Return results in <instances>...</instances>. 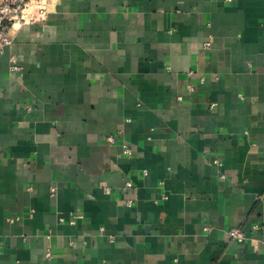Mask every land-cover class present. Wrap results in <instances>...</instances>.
<instances>
[{
  "label": "crops",
  "instance_id": "0c3cea01",
  "mask_svg": "<svg viewBox=\"0 0 264 264\" xmlns=\"http://www.w3.org/2000/svg\"><path fill=\"white\" fill-rule=\"evenodd\" d=\"M47 1L0 52V264H264V0Z\"/></svg>",
  "mask_w": 264,
  "mask_h": 264
},
{
  "label": "built area",
  "instance_id": "2783aa9c",
  "mask_svg": "<svg viewBox=\"0 0 264 264\" xmlns=\"http://www.w3.org/2000/svg\"><path fill=\"white\" fill-rule=\"evenodd\" d=\"M48 1L47 0H0V52L5 47L9 46L12 42V28L14 26L24 25L26 23H34L43 21L48 13ZM211 41L208 40L203 44L204 49L210 48ZM10 65L9 70L15 72L19 69L16 65L15 58L11 56L9 58ZM200 81H203L201 78ZM192 90V88H189ZM213 104H211V107ZM121 130L117 134H120ZM109 142H113L114 136L107 137ZM121 154L130 155V147L123 142L121 145ZM214 164L220 165L217 160H214ZM127 187L131 186L130 182H126ZM54 192V187L51 188ZM79 218L74 215L68 218L70 224H74L75 220ZM63 219H61L62 221ZM252 232L255 234L256 239L259 241L262 247H264V215H262L260 222L251 226ZM227 235L233 240H240L245 238V232L239 225L230 227L227 230ZM49 255V253H48Z\"/></svg>",
  "mask_w": 264,
  "mask_h": 264
}]
</instances>
